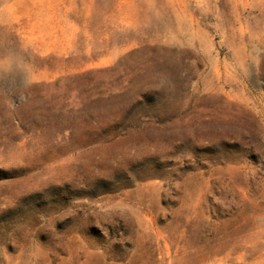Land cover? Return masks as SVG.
<instances>
[{
  "label": "rangeland",
  "instance_id": "1",
  "mask_svg": "<svg viewBox=\"0 0 264 264\" xmlns=\"http://www.w3.org/2000/svg\"><path fill=\"white\" fill-rule=\"evenodd\" d=\"M0 264H264V0H0Z\"/></svg>",
  "mask_w": 264,
  "mask_h": 264
}]
</instances>
